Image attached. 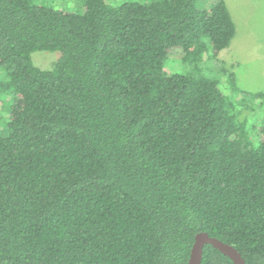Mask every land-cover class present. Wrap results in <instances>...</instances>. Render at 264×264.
Here are the masks:
<instances>
[{"label": "trees", "instance_id": "obj_1", "mask_svg": "<svg viewBox=\"0 0 264 264\" xmlns=\"http://www.w3.org/2000/svg\"><path fill=\"white\" fill-rule=\"evenodd\" d=\"M59 1L0 0V264H188L203 231L264 264V117L254 143L211 61L227 2Z\"/></svg>", "mask_w": 264, "mask_h": 264}, {"label": "rangeland", "instance_id": "obj_2", "mask_svg": "<svg viewBox=\"0 0 264 264\" xmlns=\"http://www.w3.org/2000/svg\"><path fill=\"white\" fill-rule=\"evenodd\" d=\"M82 0H60L62 7L71 4L80 8ZM120 3L124 0H109ZM217 0H196L200 9H207ZM237 25V32L231 45L223 50L212 63L222 70V83L228 85V76L236 73V83L240 92L232 93L231 98L238 107L246 112L247 128L250 138L257 143L259 138L258 125L264 117V107L261 109L257 102L252 103L249 93L264 92V0H225ZM60 5V6H61ZM58 57L56 51H35L34 63L43 69L51 68ZM180 55L169 59L167 72L174 73L183 70ZM0 75H2L0 70ZM1 77V76H0ZM11 102L6 100L4 105L0 101V113L7 112L3 106L8 107Z\"/></svg>", "mask_w": 264, "mask_h": 264}, {"label": "water", "instance_id": "obj_3", "mask_svg": "<svg viewBox=\"0 0 264 264\" xmlns=\"http://www.w3.org/2000/svg\"><path fill=\"white\" fill-rule=\"evenodd\" d=\"M207 244L213 245L222 253L229 256L235 264H247L246 259L236 246L210 235L207 231L199 232L196 235L188 264H202L204 248Z\"/></svg>", "mask_w": 264, "mask_h": 264}]
</instances>
